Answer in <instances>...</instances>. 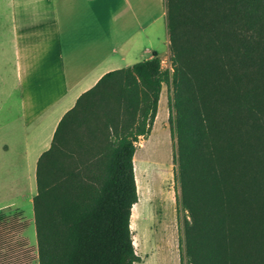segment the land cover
Returning <instances> with one entry per match:
<instances>
[{"label": "trees", "instance_id": "1", "mask_svg": "<svg viewBox=\"0 0 264 264\" xmlns=\"http://www.w3.org/2000/svg\"><path fill=\"white\" fill-rule=\"evenodd\" d=\"M156 51L104 73L58 121L35 167L38 264H135V142L170 85L188 264H264V0H164ZM18 210L0 213V264H31Z\"/></svg>", "mask_w": 264, "mask_h": 264}, {"label": "crops", "instance_id": "2", "mask_svg": "<svg viewBox=\"0 0 264 264\" xmlns=\"http://www.w3.org/2000/svg\"><path fill=\"white\" fill-rule=\"evenodd\" d=\"M155 39L168 50L164 0H0V212L20 210L21 178L78 96L161 56Z\"/></svg>", "mask_w": 264, "mask_h": 264}, {"label": "rangeland", "instance_id": "3", "mask_svg": "<svg viewBox=\"0 0 264 264\" xmlns=\"http://www.w3.org/2000/svg\"><path fill=\"white\" fill-rule=\"evenodd\" d=\"M162 31L161 24L159 34ZM155 46L161 54V65L170 69L169 50L166 51V46L156 39ZM170 94V85L163 84L156 124L148 137L140 136L135 142L133 158L138 201L131 213V232L138 256L135 264H188L183 250V225L187 216L180 204V185L175 179L176 164L173 160L175 145L168 122ZM22 180L19 187L26 194L24 198L20 197L19 203L22 217L27 221L22 235L33 250L31 264H38L32 199L28 195L35 192V172L34 176L30 172L24 182ZM17 211L0 213L11 215Z\"/></svg>", "mask_w": 264, "mask_h": 264}]
</instances>
